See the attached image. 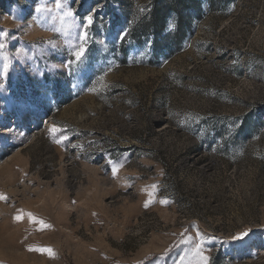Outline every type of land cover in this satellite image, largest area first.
<instances>
[{
	"label": "rangeland",
	"instance_id": "1",
	"mask_svg": "<svg viewBox=\"0 0 264 264\" xmlns=\"http://www.w3.org/2000/svg\"><path fill=\"white\" fill-rule=\"evenodd\" d=\"M159 1L0 0V264H264V0Z\"/></svg>",
	"mask_w": 264,
	"mask_h": 264
},
{
	"label": "trees",
	"instance_id": "2",
	"mask_svg": "<svg viewBox=\"0 0 264 264\" xmlns=\"http://www.w3.org/2000/svg\"><path fill=\"white\" fill-rule=\"evenodd\" d=\"M191 5L194 9L200 11V0H160L159 4L151 10L150 18L143 22L145 32L147 34L155 35V45L157 48L167 46L173 41L182 42L190 30V18L193 15H187L185 6ZM173 19V26L166 35L168 30V19ZM132 24H130L129 33L133 32ZM163 35V39L161 36Z\"/></svg>",
	"mask_w": 264,
	"mask_h": 264
},
{
	"label": "snow or ice",
	"instance_id": "3",
	"mask_svg": "<svg viewBox=\"0 0 264 264\" xmlns=\"http://www.w3.org/2000/svg\"><path fill=\"white\" fill-rule=\"evenodd\" d=\"M65 14L71 16L73 13H72V11L69 10V11L66 12ZM91 23H92V17H91V16H88V17H87V24L90 25ZM86 38H87V33L85 32V33L83 34V36H82V39H86ZM3 47H4V44H0V48H3ZM84 53H85V48H84L83 45H81V46L78 48V50L75 51V52L73 53V55L75 56L76 60L79 61V60H81L82 57L84 56ZM69 63H72V62L70 61ZM8 67H9V65H8V63L6 62V63L4 64V72H5V73H7ZM50 131L55 132V131H57V129L55 128V126H53V128H52ZM64 138L66 139V137H64ZM56 142L59 143V141H56ZM118 167H122V165L114 166V168H113V175L116 174V171H117ZM151 187H152V189H155V188H156V185H152ZM150 196H151V193H150ZM0 199H5V197H4L2 194H0ZM161 202H162V203H165L166 201H161ZM148 203H149V202H146V203H145V207L148 206ZM28 215L31 217L32 214L29 213ZM16 219L19 220V219H21V217H20V216H17ZM38 222H39L43 227H50V225L45 224L42 220H41V221H38ZM247 234H248L247 231H245V232H241L239 235H237V236H233L232 239H240V238L246 236ZM30 250L45 251V252H47L50 256H54V255H55L54 251H53L51 248H46V249H30ZM197 254L201 257V262H202V264H208V259H209V258H208L207 256H204V255H203V253L200 251L199 245H197Z\"/></svg>",
	"mask_w": 264,
	"mask_h": 264
}]
</instances>
